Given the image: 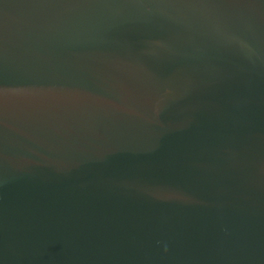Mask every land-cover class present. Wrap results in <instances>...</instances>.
Instances as JSON below:
<instances>
[{
	"label": "water",
	"instance_id": "obj_1",
	"mask_svg": "<svg viewBox=\"0 0 264 264\" xmlns=\"http://www.w3.org/2000/svg\"><path fill=\"white\" fill-rule=\"evenodd\" d=\"M0 264H264V0H0Z\"/></svg>",
	"mask_w": 264,
	"mask_h": 264
}]
</instances>
